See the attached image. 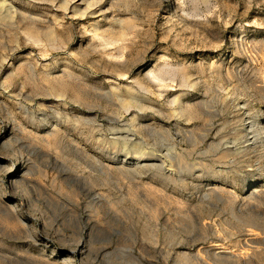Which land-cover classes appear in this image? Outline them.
<instances>
[{
  "label": "rangeland",
  "instance_id": "rangeland-1",
  "mask_svg": "<svg viewBox=\"0 0 264 264\" xmlns=\"http://www.w3.org/2000/svg\"><path fill=\"white\" fill-rule=\"evenodd\" d=\"M0 264H264V0H0Z\"/></svg>",
  "mask_w": 264,
  "mask_h": 264
}]
</instances>
